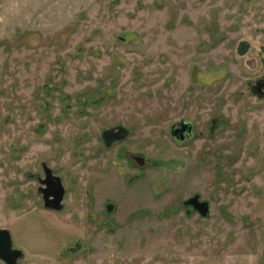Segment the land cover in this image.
I'll use <instances>...</instances> for the list:
<instances>
[{"label": "rangeland", "instance_id": "obj_1", "mask_svg": "<svg viewBox=\"0 0 264 264\" xmlns=\"http://www.w3.org/2000/svg\"><path fill=\"white\" fill-rule=\"evenodd\" d=\"M260 79L264 0H0V229L18 264H264ZM117 125L126 140L98 143Z\"/></svg>", "mask_w": 264, "mask_h": 264}, {"label": "flooded vegetation", "instance_id": "obj_2", "mask_svg": "<svg viewBox=\"0 0 264 264\" xmlns=\"http://www.w3.org/2000/svg\"><path fill=\"white\" fill-rule=\"evenodd\" d=\"M263 83H264V79H260L256 82V84L252 86V89L254 90V92L260 96L264 95V84ZM214 121H217L216 118L214 119ZM194 127L195 126L193 122L182 118L178 122L170 126V133L176 141H178L180 144H184L196 136ZM130 132L131 131L128 128H125L122 125L105 128L100 133L98 143H101L103 146H109V145L111 146L112 144L116 142L120 143L128 138ZM117 157L121 158L122 160L124 159L128 165L133 164V161L142 160L141 158L137 157L135 154L130 152L126 144H122V143L118 145ZM41 166H42L41 171L32 173L35 180L38 182L36 191L39 194V196L42 198L43 204L46 210H49L51 212H59L65 207V197L67 193V188L64 184L62 177L59 174H56L55 172L56 167L54 166L51 167L46 161H42ZM109 173L110 172L99 171L98 181L104 182L105 177L108 176ZM61 192H62V198H61L60 204L63 206L62 209L58 210L55 208H50V207L45 206V201H46L45 197L53 201L54 199H56V195ZM194 195H198L199 200L201 201H208L206 199H203L199 194H193L184 200L183 206H185L186 212L188 214L198 213L200 216H202L200 211L196 209L194 205L185 203L190 197ZM208 202L210 205V213H209V216H210L211 203L210 201ZM209 216L207 217L202 216V217L208 218ZM2 229H7V228H1L0 230ZM12 247L21 249L20 247H14L13 243H12ZM22 255H23V251L21 249V254L17 258V264H18V259L21 258ZM0 259H2L5 262V264H7V262L3 258L0 257Z\"/></svg>", "mask_w": 264, "mask_h": 264}, {"label": "water", "instance_id": "obj_3", "mask_svg": "<svg viewBox=\"0 0 264 264\" xmlns=\"http://www.w3.org/2000/svg\"><path fill=\"white\" fill-rule=\"evenodd\" d=\"M264 84V83H263ZM62 198V192L56 195V199L49 200L45 197V206L55 209H62L63 206L60 204ZM186 204H192L198 209L202 216H209L210 205L208 201L199 200L198 195L190 197ZM21 254V249L12 247L11 234L7 229L0 230V257L3 258L7 264H17V258Z\"/></svg>", "mask_w": 264, "mask_h": 264}]
</instances>
